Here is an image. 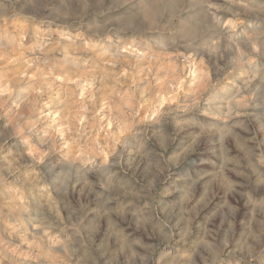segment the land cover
Segmentation results:
<instances>
[{
    "label": "rangeland",
    "instance_id": "1",
    "mask_svg": "<svg viewBox=\"0 0 264 264\" xmlns=\"http://www.w3.org/2000/svg\"><path fill=\"white\" fill-rule=\"evenodd\" d=\"M0 264H264V0H0Z\"/></svg>",
    "mask_w": 264,
    "mask_h": 264
}]
</instances>
